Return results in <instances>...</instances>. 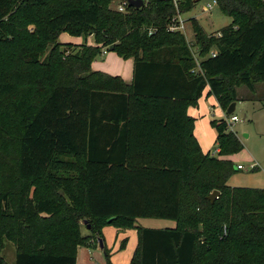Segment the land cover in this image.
<instances>
[{
  "label": "trees",
  "instance_id": "16d2710c",
  "mask_svg": "<svg viewBox=\"0 0 264 264\" xmlns=\"http://www.w3.org/2000/svg\"><path fill=\"white\" fill-rule=\"evenodd\" d=\"M112 1L0 0V264H77L106 224L137 229L130 264H264V188L229 185L235 165L221 157L243 144L214 119L220 156L205 153L188 113L207 87L228 110L239 86L264 82V0H217L232 21L217 36L192 17L193 41L168 29L172 0L125 12ZM104 49L133 58L130 84L92 69Z\"/></svg>",
  "mask_w": 264,
  "mask_h": 264
},
{
  "label": "rangeland",
  "instance_id": "374dc122",
  "mask_svg": "<svg viewBox=\"0 0 264 264\" xmlns=\"http://www.w3.org/2000/svg\"><path fill=\"white\" fill-rule=\"evenodd\" d=\"M119 1L120 0L112 1L110 4L111 7H116ZM196 2L197 4L194 8L183 16L187 20V23H185V32L189 41L194 40L192 17H194L198 23H202L207 33L214 32L215 34L218 33V30L232 21V18L224 14L216 5L211 12L203 10V5L207 2H212V0H198ZM33 26L34 25H30L29 27L33 29ZM62 39L63 36L61 37V40ZM58 41L60 42L59 38ZM73 41L83 44L86 43L87 45L97 44L94 34L86 37L80 36L73 39ZM107 52L108 54L100 53L96 56L92 62L93 70L104 71L112 75L121 74L122 77L127 74L132 76L134 64L132 57L124 58L116 51L109 49ZM262 83L264 82H258L257 84L264 87ZM260 89L261 88H258V92ZM208 91L209 88L207 87L197 103H192L190 105L189 115L193 117V133L201 149L205 153L220 156L216 144L217 129L212 120H227L230 131H232L243 144L241 150L224 156L231 159L235 165V172L229 178L228 184L231 186L264 188V101L255 98L253 96L256 94L254 91L250 90L245 85H241L237 88V99L235 100L236 107L233 112L229 114L228 110L219 104L213 94H208ZM260 96H263V91ZM232 115H236L238 120H231ZM255 161L259 163V166L252 170L249 166ZM238 164H243L246 168L239 170L237 168ZM8 185L11 184L9 183ZM8 188H13L15 190L14 185L8 186ZM135 224L138 226L161 228L175 226L176 222L164 218L138 217L135 219ZM115 229H124L125 231L121 232H126L127 235H130L131 240L133 236L136 238V241L138 240V235L135 231L137 230L136 228H122L114 224H106L102 227L106 250L99 247V240H97L96 246L90 244V241H87L89 244L86 243L77 250L78 264H109V262L115 264L114 262L120 261L124 253H126L125 251L129 249L127 245L129 239H127L125 247L121 248L122 241L128 238V236L116 239ZM82 233L90 237L93 235L92 230L88 229L86 225L82 226ZM135 247H137V242L132 249L134 250ZM2 254L8 262L14 263L16 256L15 244L7 240ZM90 256H92V258Z\"/></svg>",
  "mask_w": 264,
  "mask_h": 264
},
{
  "label": "built area",
  "instance_id": "2783aa9c",
  "mask_svg": "<svg viewBox=\"0 0 264 264\" xmlns=\"http://www.w3.org/2000/svg\"><path fill=\"white\" fill-rule=\"evenodd\" d=\"M175 7L177 8V13H175L171 18H170V21H169V24H168V29L170 31H181V32H185V23H187L186 21V18H184V14H182L180 11H179V7H180V4H181V1L183 0H172ZM218 2L217 0H212V2H207L206 4L203 5V10L204 11H207V12H211L212 9L214 8V6L216 5L217 6ZM127 5H128V2L127 0H120L117 4H116V9L119 10V11H122V12H125L126 9H127ZM157 30V27H151L149 29L150 31V34H152L153 32H155ZM217 36L220 35V33H216ZM107 51L106 49L103 50V53L105 54ZM212 54L215 55L216 54V51L213 50L212 51ZM231 120L233 121H237L238 120V117L236 115H232L231 116ZM257 166H259V163L258 162H253L249 168L251 169H254L256 168ZM237 168L239 170H243L246 168L245 165L243 164H238L237 165Z\"/></svg>",
  "mask_w": 264,
  "mask_h": 264
},
{
  "label": "crops",
  "instance_id": "0c3cea01",
  "mask_svg": "<svg viewBox=\"0 0 264 264\" xmlns=\"http://www.w3.org/2000/svg\"><path fill=\"white\" fill-rule=\"evenodd\" d=\"M196 1H198V0H196ZM199 24L202 25V23H199ZM62 36H63V39L61 40V37ZM78 37H80V36H74V35L69 34L68 32H62L60 34V36H59V40H60V42H63V43L72 42V43H78V44H80L77 41H73V39H76ZM105 54H108V52L105 53ZM133 66H134V64H133ZM116 75H120L121 76V74H116ZM129 76H130V74H127L126 76L124 75V77H122V76L121 77L124 78V81L126 83L130 84L132 82V79H133V73H132V76H130V77ZM262 84H264V83H262ZM258 88H261L259 92H258ZM253 91L256 93V94L253 95L255 98L264 101V87L263 86H261L259 84H256L255 85V89ZM262 91H263V96H260L261 93H262ZM258 96H260V97H258ZM188 113L190 114V106L188 107ZM191 113H193V112H191ZM221 157L222 158L229 159L228 157H224V156H221ZM170 227H174V226H170ZM121 231H125V230L124 229H115V237H116V239H121L124 236H128L127 239H129V243L127 245L129 247V249H128V251H125L126 253H124V255H123V257L121 258L120 261L114 262V263L115 264H129L130 263V260L132 259L133 253H134V251L136 249V247H135V249L133 250L132 247H134V245L136 244V242L138 244V240L136 241V238L134 236H133V239L131 240L130 235H127L126 232H121ZM135 231H136V233L138 235L137 230H135ZM137 238H138V236H137ZM91 242H92V244H94L96 246V244L94 243L93 240ZM90 257L92 258V256H90ZM77 264H78V260H77Z\"/></svg>",
  "mask_w": 264,
  "mask_h": 264
},
{
  "label": "water",
  "instance_id": "95a60500",
  "mask_svg": "<svg viewBox=\"0 0 264 264\" xmlns=\"http://www.w3.org/2000/svg\"><path fill=\"white\" fill-rule=\"evenodd\" d=\"M128 4L130 6H134L136 8H140L142 7L144 4H145V0H127ZM236 107V102H233L231 103L230 107L228 108V113H232L233 110L235 109ZM219 196V191L218 190H215L210 196H209V199H211L212 201H214L217 197ZM82 224L84 225H87V228L90 229L91 225L89 224L88 220L87 219H83L82 220ZM99 247L101 249H104V242L99 239Z\"/></svg>",
  "mask_w": 264,
  "mask_h": 264
}]
</instances>
